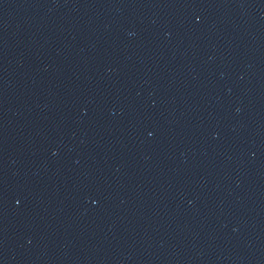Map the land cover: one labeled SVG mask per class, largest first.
<instances>
[{"label":"water","instance_id":"1","mask_svg":"<svg viewBox=\"0 0 264 264\" xmlns=\"http://www.w3.org/2000/svg\"><path fill=\"white\" fill-rule=\"evenodd\" d=\"M0 264H264V0H0Z\"/></svg>","mask_w":264,"mask_h":264}]
</instances>
